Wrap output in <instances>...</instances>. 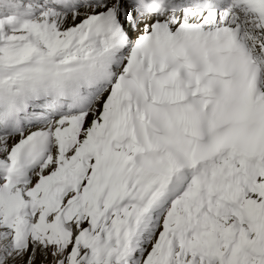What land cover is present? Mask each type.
Returning <instances> with one entry per match:
<instances>
[{
    "label": "snow or ice",
    "instance_id": "6c2138e0",
    "mask_svg": "<svg viewBox=\"0 0 264 264\" xmlns=\"http://www.w3.org/2000/svg\"><path fill=\"white\" fill-rule=\"evenodd\" d=\"M0 264H264V0H0Z\"/></svg>",
    "mask_w": 264,
    "mask_h": 264
}]
</instances>
